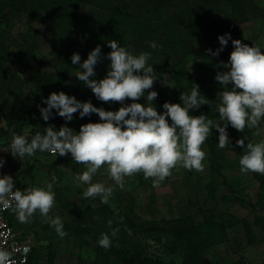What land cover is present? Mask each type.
<instances>
[{"label":"rangeland","instance_id":"rangeland-1","mask_svg":"<svg viewBox=\"0 0 264 264\" xmlns=\"http://www.w3.org/2000/svg\"><path fill=\"white\" fill-rule=\"evenodd\" d=\"M71 3L0 0V15L8 16L0 20V158L5 161L0 175L12 176L23 189L52 183L56 204L49 215L60 216L68 233L61 239L38 212L30 223L21 224L25 232L35 234L36 254L31 264H91L98 256L102 233L109 234L112 246L119 251L105 249L103 264H124L122 256H131L138 264H181L194 246L191 239L200 242L196 230L203 221L213 223L217 234L200 252L213 264H264V175L241 173L239 158L245 149L236 145L240 138L245 139V145L264 140V120L258 135L257 129L245 128L241 133L229 125L230 145L220 149L223 154L212 147L219 135L213 129L203 145V172L176 168L158 187L137 174L125 179L123 189L116 188L109 204L99 198H82L87 185L75 177L85 169L73 162L71 154L53 156L38 151L21 160L9 152L13 134L27 133L30 141L49 125L56 130L65 125L55 109L54 118L47 122L40 114L39 108L46 107L43 100L53 92H64L109 111L121 107L99 101L76 78L82 69L71 63L73 53L81 56L82 64L99 45L102 59L93 78H104L110 65L107 43L111 40L133 54L151 53L148 64L153 65L157 80L147 91L158 93L152 102L158 112L163 99L160 88L176 87L172 75L177 63L203 81L200 93L208 100L201 106L203 114L225 123L217 111V93L222 88L215 76L227 70L219 65L228 62L232 40L264 51V0H240L241 8L235 10L234 3L217 5L212 0H159L156 5L152 0H81L75 10ZM31 5L33 14L28 9ZM175 34L187 37L186 43H180ZM225 34L232 40L218 56H212L207 50L220 48L218 37ZM152 43L156 48L150 47ZM146 96L147 92L137 102L147 106ZM89 122H100L98 115L80 118L77 112L67 126L78 132ZM93 182L114 185L106 168L99 170ZM79 211H83L84 230L71 222ZM124 216L135 224L121 220ZM142 225L152 230L138 228ZM112 229H119L114 237ZM219 237L225 238L217 241Z\"/></svg>","mask_w":264,"mask_h":264},{"label":"clouds","instance_id":"clouds-1","mask_svg":"<svg viewBox=\"0 0 264 264\" xmlns=\"http://www.w3.org/2000/svg\"><path fill=\"white\" fill-rule=\"evenodd\" d=\"M218 40L220 48L215 52L207 50L212 56H218L232 38L230 34H225ZM107 45L111 49L107 54L110 65L104 78H93L96 76L95 68L102 59L99 45L89 52L82 64L81 56L73 53L71 63L82 69L76 72V78L91 89L99 101L118 103L121 107L109 111L94 106L90 101L81 102L64 92H53L43 100L46 107L39 108L40 114L47 122L54 118L55 109L56 114L66 121L65 125L59 130L49 125L43 134L36 132L30 141L27 133L13 134L9 146L13 157L23 160L38 151L53 156L71 154L73 162L85 169L75 177L78 183L87 185L82 198H99L101 203L109 204L116 188L123 189L125 179L137 174L151 179L153 187H158L172 175L173 169L203 172L206 159L203 145L213 129L219 134L217 146L220 149L230 145L229 125L241 133L248 128L257 129L256 134H259L264 120V51L259 46L232 40L233 50L228 62L219 65L227 69L215 76L222 88L217 93V111L220 120L225 121L221 124L204 114H191L192 110L208 103L195 83H192L190 93H181L182 104L165 102L163 113L158 112L152 103L158 93L147 91L157 80L153 65L148 64L151 53L133 54L116 40L109 41ZM150 47L156 48L155 43ZM164 77L167 78L166 75ZM146 92L147 106L137 102ZM77 112L80 118L96 114L100 122L82 124L77 132L67 126ZM236 145L245 149L239 158L241 173L264 175V140L245 145V139L240 138ZM4 163L0 158V168ZM102 168H106L113 186L93 182V177ZM55 195L52 183L45 182L43 186H28L21 190L16 187L12 176L0 175V210H10L21 224L30 223L38 212L44 222L64 239L68 233L64 230L63 220L58 215H49L56 204ZM111 225L109 220L110 228ZM118 231L112 229L111 236H116ZM97 243L106 250L112 246L107 233H102ZM23 251L27 254L29 249ZM0 264H17V261L9 251L0 249Z\"/></svg>","mask_w":264,"mask_h":264},{"label":"trees","instance_id":"trees-1","mask_svg":"<svg viewBox=\"0 0 264 264\" xmlns=\"http://www.w3.org/2000/svg\"><path fill=\"white\" fill-rule=\"evenodd\" d=\"M62 0H54V2L60 3ZM81 0H72L71 3V7L74 8V10L77 8L78 4L80 3ZM168 1V0H166ZM214 1L215 4L219 5L220 3H234L233 5V10H235L241 3L240 0H212ZM19 3H22L23 0H18ZM156 2H159V0H152V3H154L156 5ZM60 7V6H58ZM57 7V8H58ZM68 7V6H67ZM239 8H241L239 6ZM31 12V14H33L35 7L33 5L29 6L28 8ZM56 10V9H55ZM6 14L4 15H0V20L1 17H5ZM8 17V16H6ZM226 28H230V25L228 22L224 23ZM176 35V34H175ZM176 37L180 40V43L182 42L183 44L186 43V39L187 37H185L184 35H176ZM226 71V70H225ZM172 77L174 78L175 82H176V87H171L168 86L167 88H160V94L163 96V99L161 100V104L163 106V104L165 102H169V103H180L182 104V101L180 100V95L182 92H187L190 93L191 91V87H192V83H195L199 86V91L202 88V84L203 81L199 78H194V75L183 65V64H175L174 68H173V75ZM201 94V93H200ZM164 109L163 107H161V113H163ZM203 108L200 107L199 109H194L191 111L192 115H201V113L203 114ZM214 142V143H213ZM213 142H211L212 147L214 149L215 152H219L220 154H223L222 152H220V148H218V138L213 140ZM18 187V186H17ZM83 211H79L75 216V218L71 221L72 224H75L76 228H79L80 230H84L83 229V223L82 221L84 220L83 218ZM124 221L128 222L129 224H135L132 220L128 219L127 216L122 217ZM140 225V223H138ZM142 228V230H147V229H151L152 227L147 228L146 226H139L138 228ZM196 232L198 233L199 237H200V242H196V239H191V245L192 246V250L189 252V254L185 257V261L181 262V264H213L211 262V260L208 257H204L200 252L203 248H207V246H209L210 242H211V237H214L215 235L217 236V234L215 233V229L213 226V223H209L206 221H203L201 223L198 224L197 230ZM225 238V237H224ZM223 237H219L217 238V241L223 240ZM99 239V238H98ZM216 239V237H215ZM99 246V245H98ZM111 250L114 252H119L118 249H115L113 246L110 247ZM97 253L98 256L96 259H94L92 261L91 264H103L101 263V257L106 255V250L103 249L102 247H98L97 248ZM36 249L34 247L29 260L26 264H31L32 259L35 257V253ZM123 253V252H122ZM131 257V256H130ZM130 257H126V256H122L123 258V263L124 264H138L134 259L130 258ZM165 264H177L173 261H170L169 263H165Z\"/></svg>","mask_w":264,"mask_h":264},{"label":"built area","instance_id":"built-area-1","mask_svg":"<svg viewBox=\"0 0 264 264\" xmlns=\"http://www.w3.org/2000/svg\"><path fill=\"white\" fill-rule=\"evenodd\" d=\"M20 189L23 190V188ZM13 215L15 214L10 210H0V249L9 251L17 264H26L36 246L35 234L34 232L21 233L12 221ZM25 248L29 249L27 254L23 251Z\"/></svg>","mask_w":264,"mask_h":264},{"label":"crops","instance_id":"crops-1","mask_svg":"<svg viewBox=\"0 0 264 264\" xmlns=\"http://www.w3.org/2000/svg\"><path fill=\"white\" fill-rule=\"evenodd\" d=\"M12 221L15 225V227L21 232V233H26L25 229H22L21 227V223L18 222V220L16 219L15 215L12 216Z\"/></svg>","mask_w":264,"mask_h":264}]
</instances>
